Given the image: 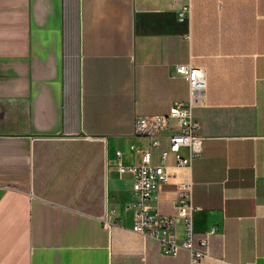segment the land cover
<instances>
[{
    "label": "crops",
    "instance_id": "1",
    "mask_svg": "<svg viewBox=\"0 0 264 264\" xmlns=\"http://www.w3.org/2000/svg\"><path fill=\"white\" fill-rule=\"evenodd\" d=\"M178 63L205 69L208 137L188 167L169 156L151 203L177 214L191 178L193 244L216 226L196 261L131 229L116 168L149 144L136 115L187 101ZM246 262L264 264V0H0V264Z\"/></svg>",
    "mask_w": 264,
    "mask_h": 264
},
{
    "label": "built area",
    "instance_id": "2",
    "mask_svg": "<svg viewBox=\"0 0 264 264\" xmlns=\"http://www.w3.org/2000/svg\"><path fill=\"white\" fill-rule=\"evenodd\" d=\"M189 16L190 4H183L178 10V19L185 20ZM175 70L188 84L187 101L173 102L165 113L136 115L133 133L149 137V144L141 149V158L137 163H124L121 150H116V168L119 173L129 172L132 175L131 198L126 203V208L132 214L131 229L155 239L163 254L175 255L178 250L184 249L188 251L191 261H196L208 253L209 234L216 231V226H212L198 238L203 248L193 244L195 206L192 202L191 178L177 181V214L160 213L151 203L158 185L167 182L172 176L168 170L169 156L173 155L174 165L188 167L192 159L201 154L204 139L208 137L200 132V121L193 111L194 106L205 96V69L190 63H178ZM164 139L167 140L166 147L161 145ZM183 149L186 153H183ZM177 217L184 221L182 238L176 232Z\"/></svg>",
    "mask_w": 264,
    "mask_h": 264
}]
</instances>
